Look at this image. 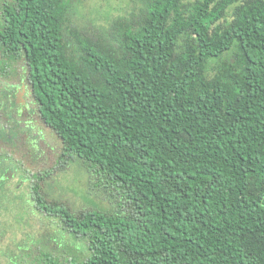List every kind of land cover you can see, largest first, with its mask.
I'll use <instances>...</instances> for the list:
<instances>
[{
	"label": "trees",
	"instance_id": "16d2710c",
	"mask_svg": "<svg viewBox=\"0 0 264 264\" xmlns=\"http://www.w3.org/2000/svg\"><path fill=\"white\" fill-rule=\"evenodd\" d=\"M65 2L28 0L9 52L25 56L59 168L76 164L106 206L47 197L50 172L33 174L45 244L6 255L264 264V0H132L91 28L66 23Z\"/></svg>",
	"mask_w": 264,
	"mask_h": 264
},
{
	"label": "rangeland",
	"instance_id": "374dc122",
	"mask_svg": "<svg viewBox=\"0 0 264 264\" xmlns=\"http://www.w3.org/2000/svg\"><path fill=\"white\" fill-rule=\"evenodd\" d=\"M132 0H72L71 20L76 26H99L103 21L105 11H110L111 15L121 13L126 6L133 5ZM128 9V8H127ZM28 101L31 102L27 93ZM26 97V98H27ZM34 107H37L35 104ZM24 114L15 119L20 125L31 126L28 131H20V138L17 135L11 136L8 144L0 142V153H5L11 149L13 140H17L18 152H9L10 160L4 162L7 179L0 185V264H8L6 252H18V246L29 244L33 239L43 242L41 237H35L36 232L41 229L42 218L35 211V204L30 197V183L34 172L42 170V173L50 172L47 183L43 187L47 197L62 198L72 206H90L91 202H96L97 206L105 207L106 204L98 200L97 196L88 190L86 173L76 164L68 165L60 169L59 154L61 142L53 131L46 128L39 120L37 110L32 107ZM19 118V119H18ZM31 119L32 122H29ZM29 122V123H27ZM8 124V123H7ZM27 129V130H28ZM32 143H35L32 145ZM7 154V153H5ZM3 166V167H4ZM27 177V179H23ZM43 184V182H39ZM45 189V190H44ZM28 240L27 243L25 241Z\"/></svg>",
	"mask_w": 264,
	"mask_h": 264
},
{
	"label": "flooded vegetation",
	"instance_id": "af4514ba",
	"mask_svg": "<svg viewBox=\"0 0 264 264\" xmlns=\"http://www.w3.org/2000/svg\"><path fill=\"white\" fill-rule=\"evenodd\" d=\"M26 8H28V0H0V142L2 141L6 144H8V140L11 139L12 135H17V138H20L19 135L22 134L20 131L29 132L28 128L31 129V126L27 125L23 127L18 123L20 121H17L15 117L23 115V112H25L26 115H29L28 111L31 107L34 112L37 110V114L40 118L39 120L42 124L51 130L40 117L39 108L28 79V65L23 52H21V48L18 44H16L13 48L19 50L16 52H9L10 46H8V27L12 23H18L20 25L24 24L26 19L23 18V16L24 9ZM70 11H72V0H66L64 12L66 23L71 22ZM11 39H15V37L12 36ZM16 40L19 41L18 38H16ZM27 93L29 94L31 102L27 100ZM35 104L37 107H34ZM29 120V122H32L33 125H36L34 122L35 120ZM10 142H12L10 146L11 149L5 152L7 154L0 153L1 186L3 184V180L7 179L4 173L7 169L4 166V162L10 160L9 152L15 153V155L20 152L18 150L19 145L17 144V140ZM34 144L35 143H32V145ZM20 153L22 154V151ZM41 171L42 170L39 169V171L34 172V174H40ZM23 179H27V177L24 178L23 176ZM7 258L8 264H28L26 261H18V259H12L9 256H7Z\"/></svg>",
	"mask_w": 264,
	"mask_h": 264
}]
</instances>
